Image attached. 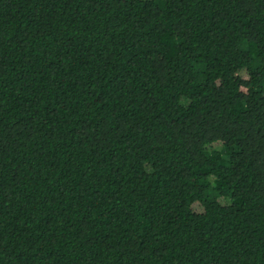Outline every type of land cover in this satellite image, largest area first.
<instances>
[{
    "label": "trees",
    "instance_id": "1",
    "mask_svg": "<svg viewBox=\"0 0 264 264\" xmlns=\"http://www.w3.org/2000/svg\"><path fill=\"white\" fill-rule=\"evenodd\" d=\"M0 264H264V0H0Z\"/></svg>",
    "mask_w": 264,
    "mask_h": 264
}]
</instances>
